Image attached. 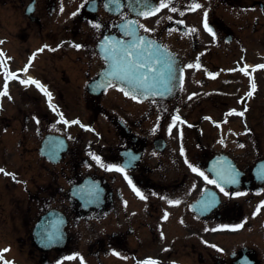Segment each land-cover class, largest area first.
<instances>
[{"label":"flooded vegetation","instance_id":"af4514ba","mask_svg":"<svg viewBox=\"0 0 264 264\" xmlns=\"http://www.w3.org/2000/svg\"><path fill=\"white\" fill-rule=\"evenodd\" d=\"M26 2H29V0H0V18L24 19L26 20L25 27L21 28V32L31 30L43 37L41 38L43 43L48 42V48L51 51L46 54V67L56 71L55 78L60 82V85L56 86L59 99H67L76 94L85 97L84 81L87 76L96 74V68L99 65L96 40L103 33L118 32V22L126 18L122 13H128V17L132 15L130 10L127 8L121 14L115 15L105 10L104 0H96L94 6L90 3L86 4L77 12L76 16H72L71 13L80 8L83 0H63V12L60 11L61 0H36L35 13H37L38 19L32 20L25 15ZM247 2L257 4V0H208L204 10L201 8L200 19H196V17L190 15L189 6L192 1L186 2L188 9L184 11L181 6L182 1L173 0L174 6L179 11L172 12L170 7L161 9L159 11L161 17L144 23V25L154 29V31L148 33L165 43L170 41L180 51H186L187 55L192 54L193 51L204 53L211 50L214 44L217 45L219 51H223V38L231 31L232 24L219 11V5H226L228 8L233 3L246 4ZM180 11H183L184 14L180 15ZM205 11L208 13L209 25L216 31L217 35L213 37L209 33L211 37L203 40L201 30L204 25ZM168 17H172V19H168ZM92 20H97L102 27L94 28L90 23ZM180 20H184L185 23L181 24ZM143 31L145 30L143 29ZM23 36H25L24 33ZM77 38L78 44H84L86 47L76 48L73 43H70V40H76ZM43 54H45V49L40 55ZM203 56L204 54L201 55V57ZM196 63L201 67L202 74L205 76H213L210 73H217L223 68L214 60L203 64L198 59ZM41 77L45 81L53 83L46 75L42 74ZM197 78L196 72L194 79L197 80ZM223 79V83H225L224 76ZM69 90H72V92ZM107 121L113 126L114 138L108 144L105 141L101 142L103 130L100 128V137L97 138L100 149L95 153L102 157L104 165L110 164V159L117 164L122 163L124 157L121 152L123 151H126V154L130 152L129 150L132 153L142 152L135 168L127 170V174L132 177L133 182L147 196V199L143 198L145 201L144 219L140 223H147V226L152 228L151 231L154 237L148 251L143 256L138 254L139 256L136 257L135 255V264H140L141 260L148 257L159 260L160 264H174L178 260L183 261V259L194 260V264H237L238 260L243 257L248 258L255 264H264L261 237L258 238V241L255 239L252 242L251 239L246 237L245 229L252 226L254 219L248 216L246 204L240 203L242 200L238 199V196L226 195L225 192L220 191V187L208 183L199 173L193 172L185 157L177 160L174 166L164 160L152 163L151 156L145 159L149 140L144 134L134 130V123H129L117 113L109 115ZM248 128L250 131L253 126L249 125ZM35 129L38 135L37 139L41 137L43 131L55 130L65 134L71 140V144L62 160L70 158L74 165L79 160L82 163L94 162L93 157H89L93 159H88L84 156L82 148L84 144L79 142V139L73 135L72 130H65L63 127L54 129L53 125H47L46 127L40 121L36 123ZM159 137L162 136L158 135L156 138ZM102 145L105 146L102 147ZM210 145V141L207 147L200 141V145L197 147V144H195L191 155L187 158L201 168L210 179H214L212 172L207 170L208 163L214 155ZM233 157L239 167L245 170L246 175L243 176V187L239 191L232 188H225V191L244 193L241 196L248 202H254V207H264L260 205V202L264 201V192L259 191L260 186L256 184L250 173V167L245 169L242 165L245 162L242 157ZM62 165L65 164L62 163ZM101 167V164L95 160V171H92V174L96 179L101 180L107 189L106 208L102 211L97 210V216H102L107 210L110 213H115L118 202L123 200L121 188L116 185L121 177H118L114 172L100 173L99 169ZM173 168L175 171L172 172ZM55 176L61 177L60 173H55ZM70 177H72L71 179H81V177H77L75 172ZM123 178L128 180L125 175ZM155 180L164 181L157 184ZM247 180H251L249 185L246 183ZM112 181H114V184ZM205 189L211 191H205ZM215 189L220 199L214 206L210 194L211 192L214 194L215 191L213 190ZM160 190V207L158 208V204L154 203V196ZM206 192L209 193V196L207 195L203 200L209 201L210 204H204L199 210H193L192 205L194 202L201 199ZM131 199L133 201L132 194ZM170 199L180 200L181 202L170 204L168 202ZM166 214L168 218L164 219ZM140 215L141 213L138 212V216ZM152 223H161V231L155 233ZM222 224H242L243 226L240 228H221L220 225ZM166 234L168 235L166 236ZM172 234H174V238L171 237ZM220 239H231L234 247L230 249L229 240H227L225 246L221 245ZM205 240L209 243L205 244ZM212 245L218 247H212ZM221 248L224 249L223 252L220 251ZM182 253L183 258L180 257ZM188 253L191 254L190 257Z\"/></svg>","mask_w":264,"mask_h":264},{"label":"snow or ice","instance_id":"6c2138e0","mask_svg":"<svg viewBox=\"0 0 264 264\" xmlns=\"http://www.w3.org/2000/svg\"><path fill=\"white\" fill-rule=\"evenodd\" d=\"M96 0H83V3L80 5V8L77 11L71 13L72 16H76L77 12L80 11L86 4L95 5ZM105 5H111L110 11L121 12V10L125 7L131 9L132 12L136 13L139 16H150L156 12H159L161 9L164 8H171L172 12H177L179 9L174 6L173 0H104ZM190 10L199 9L202 5L199 3V0H192L190 4ZM63 0H61V7L60 11L63 12ZM183 11H180V15H183ZM125 17H127L128 13H122ZM168 19H172V17H168ZM181 24H184V20L179 21ZM90 23L93 25L94 28H100L102 25L97 20H92ZM204 27L212 34L213 37L217 35L216 31L209 25L208 13L204 12ZM122 31L127 35L130 36V40H125L122 38H117L115 36H105L102 38L100 47L105 52V60L108 62L109 67L105 70V80L102 83V87L105 88H119L120 91L124 92L125 95L131 96L133 99H139L142 96L151 95L154 91H157L159 87H164L167 91L172 85V80L175 79V72L176 69L173 68L172 62L169 58L163 56L161 52L158 51L157 46H155L154 42L149 40L146 36L142 35L140 29H144L147 32H152L154 29L148 28L146 25L141 24L139 19H126L125 23L120 25ZM111 41V46L105 47V44H108ZM3 41L0 40V44ZM76 48H83L86 47L84 44H78L73 42ZM45 48L49 47V45H44ZM2 51V50H0ZM38 51H43V49H38ZM35 54H33L34 58ZM0 64H3V60H0ZM192 65H189L191 67ZM199 66V65H197ZM257 67H264V65H257ZM247 69H245L246 71ZM20 71H27V67L20 70ZM210 75H217V73H210ZM19 77L16 76V73L12 72L9 73L7 70V66L5 65V85L3 90L0 91V97L4 95H10L8 91V83L7 81L11 80L12 78ZM25 84L35 83L42 91H44L48 97L49 102L51 103L52 94L49 92L40 81L34 80L32 77H28L26 80L22 81ZM253 90L256 88L255 81L252 82ZM157 94H160L157 92ZM53 110L55 111L57 106L53 105ZM231 112H237L236 109H231ZM243 115V113H240ZM63 122L66 124H73V123H80L77 120H68L64 118L63 113H59ZM182 118L179 116V112L173 118L172 125H175L178 120ZM211 119V117H209ZM37 123H39V118H37ZM187 123V121H184ZM172 125L169 126V132H171ZM85 128L90 127L89 125H83ZM55 127V125H53ZM94 131V129H93ZM181 135H183V131L181 129ZM184 148L181 147V152H184ZM93 158L101 164L104 165V161L101 156L91 153ZM186 162L189 163L193 172L199 173V175L203 176L204 180L208 181L210 184H215L220 187V191L225 192L228 196H239L243 195L244 193L240 192H226L225 188L221 181L225 183H239L238 176L239 173L235 171V169H224L223 171H219L217 173L218 179H210V177L196 164L192 163L188 160L187 156H185ZM91 166V165H89ZM109 170H118L125 174L126 178L128 179L129 184H131L132 188L135 192L144 199H147L144 192L141 191L139 187L133 182L132 177L128 176L127 171L123 165L120 164H108L107 165ZM0 172H6V169L0 168ZM11 175L13 179H16L15 173H6ZM261 178H264L262 176ZM207 191V189H205ZM260 192H264V188L259 189ZM159 195V194H157ZM215 194H212V201L215 202ZM170 204H179L180 200H169ZM127 203V201H125ZM261 206H264V201L260 202ZM260 211V208H257V213ZM167 214L164 216V219H167ZM242 224H222L220 225L221 228H240ZM205 244L209 243L208 241H204ZM212 247H218L217 245H212ZM10 251V248L0 249V262L2 264H15L14 261H8L3 253ZM115 251V250H114ZM221 252L224 249H220ZM116 255L119 256L120 253L116 252ZM79 257L82 261L84 257L81 256L80 253H73L71 256L67 257V259H76ZM57 264H61V261H57ZM140 264H160V261L154 259L153 257H148L145 260H141Z\"/></svg>","mask_w":264,"mask_h":264},{"label":"rangeland","instance_id":"374dc122","mask_svg":"<svg viewBox=\"0 0 264 264\" xmlns=\"http://www.w3.org/2000/svg\"><path fill=\"white\" fill-rule=\"evenodd\" d=\"M239 5H243V3H240ZM263 12L264 11L261 12L260 10H258V11L256 10L254 12L252 11L251 17H247L246 19H243L241 21V23H243L245 25L244 28L242 29V31H243L244 37H245L246 58L248 60H251L252 62L258 60L259 58L264 59L263 54H257V51L260 48L258 45V41L259 40L262 41V38L264 36V14H263ZM255 18L257 19V22L255 24H253ZM11 26L13 29H16V21L12 20ZM1 34H2V27L0 25V36H1ZM11 41H12L11 45L9 44V46H10L11 50H13L14 52H15V49H13V48L17 49L18 46H22L16 37H14ZM22 47L26 48V44L23 45ZM261 51H264V50H261ZM240 58H242V57H239L235 60L239 61V63H240V61H241ZM35 71L38 72L37 69ZM247 71H249V70H247ZM48 72H49V70L45 71V73H48ZM239 74H241V75L243 74L246 76V74L243 73V71H241V72L237 71V73H235V76L233 77L232 81H235L236 79H238L240 77ZM235 85L236 84L234 82H232L231 87L228 88L229 91H232V89L235 88ZM259 86L261 88L260 92H261L262 98L264 100V83H263V81L259 82ZM26 94L28 95V94H30V92H26ZM227 97L229 98V96H227ZM232 104L233 105L235 104L233 99H232ZM262 104H263V102H262ZM22 106L24 107L23 104H22ZM215 106H217V104ZM215 106L213 108H215ZM216 112H217V110H216ZM233 122H234V124L238 123L237 120L231 121V123H233ZM210 123L213 124V122H210ZM8 125H11V122ZM205 126H206L205 127L206 130H205L204 134H207L211 125L207 126L205 123ZM18 130H19V126H17L16 130H13L14 131L13 134L14 135L16 134L17 140H19V134L17 133ZM8 136H9V133L7 134L6 139L8 138ZM206 137L208 138L207 135H206ZM25 138L27 139L25 144L18 143L19 141L16 143V147L14 149L15 152H9L7 150V147L6 148H0V158H5L8 156L15 155V157L9 163L10 165L12 164L9 169L10 170H13V169L18 170L21 173V174L20 173L16 174V177L18 178L17 180H21V178H26L25 175L31 173L32 170L30 168H32V166L29 162L34 163V161H35L34 157L37 158V156L33 152L34 143H33L32 137L30 135H28V136L25 135ZM27 148L32 149V154L28 155L26 158L22 157L20 154V151L24 150L25 154H26ZM218 148L223 149V145L220 144L218 146ZM28 160H30V161L28 162ZM37 166H38V164H37ZM34 168H36L35 164H34ZM38 168H40V167H38ZM37 171H39V169ZM61 173L63 174L62 170H61ZM7 178H8L7 179L8 181H9V179L11 181H13L12 177L7 176ZM60 180H64V179L62 177H60ZM6 187L7 186H6V182H5V176L0 174V191L4 192L3 188H6ZM28 187H29V184H28ZM14 188H15L14 191L16 192V194H7V195L3 194L2 195L3 201H7L12 196H16L17 198H19L22 201L23 198H26L28 196L26 193V190H24L25 185L23 183L17 182L15 184ZM32 191H34V190H32ZM21 197H23V198L21 199ZM36 204H38V203L36 202ZM0 205H1V198H0ZM26 205L24 206V208L26 210H23V211H20L19 207L14 206V205H10V206L6 207V209H4L3 206L0 207V246H9L11 249L10 254L12 255V257L16 261L20 262L21 264H44L43 261L41 260V258L40 259L37 258V254L39 251L34 246V244L32 242V237H31V226L33 224L32 221L34 220V218L37 214V210H35V208H32V207H36V206H28L26 208ZM28 209H31V210H28ZM113 222H116V220L114 219ZM163 225H164V223H163ZM95 227L96 226L94 225V223H81L79 228L75 227V224H72L70 227L71 231L75 233V237H74L75 242H73V244H74L73 248H75V250H73L71 252V255L73 253H80L81 256L84 257L83 261L79 257H77L76 259H67L66 258L63 261H61L58 257V254H55L51 257L53 259V262H54L53 264H57V261H61V264H97L94 257L84 255L85 253L88 255V253L90 251L92 253L90 242L93 241L94 237L96 236ZM144 230L146 231L144 233H146V234L149 233L148 228H146ZM247 233H248V235L252 236V234H249V230L247 231ZM171 237L174 238V235ZM87 251H88V253H87ZM182 255H183V253L180 254L181 258H182ZM188 256L190 257L191 254L188 253ZM105 259H107V258H105ZM107 262L111 263L112 260L108 259ZM188 262L194 263V260L192 261V260L188 259ZM127 263L128 262H124L122 264H127ZM104 264H106V263L104 262Z\"/></svg>","mask_w":264,"mask_h":264},{"label":"bare ground","instance_id":"6f19581e","mask_svg":"<svg viewBox=\"0 0 264 264\" xmlns=\"http://www.w3.org/2000/svg\"><path fill=\"white\" fill-rule=\"evenodd\" d=\"M33 238V237H32Z\"/></svg>","mask_w":264,"mask_h":264}]
</instances>
